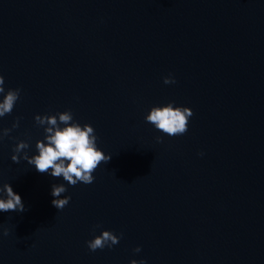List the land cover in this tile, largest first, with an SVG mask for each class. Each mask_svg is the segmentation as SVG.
Returning <instances> with one entry per match:
<instances>
[{"label": "water", "instance_id": "1", "mask_svg": "<svg viewBox=\"0 0 264 264\" xmlns=\"http://www.w3.org/2000/svg\"><path fill=\"white\" fill-rule=\"evenodd\" d=\"M0 75L21 90L0 187L26 209L0 212V264H264V0H0ZM169 102L193 112L183 135L144 119ZM67 110L111 155L91 184L11 160ZM105 230L123 236L90 251Z\"/></svg>", "mask_w": 264, "mask_h": 264}, {"label": "clouds", "instance_id": "2", "mask_svg": "<svg viewBox=\"0 0 264 264\" xmlns=\"http://www.w3.org/2000/svg\"><path fill=\"white\" fill-rule=\"evenodd\" d=\"M165 84H174L175 78L171 75L164 77ZM4 76L0 75V117L11 114L16 102L20 98L21 90L4 88ZM174 102H169L164 106H154L144 117L145 121L151 123L158 131L168 136L183 135L188 131L189 118L193 112L188 107H174ZM17 117L12 128L0 130V141L9 136L12 129L19 127ZM36 125L44 128V137L37 140L35 144L36 153L29 155L28 149L30 144L26 140H19L13 147L11 160L19 163L21 159L34 166L36 171L41 174H48L54 178L62 177L68 185L75 186L77 183L91 184L95 177L93 173L98 166L108 163L111 155H106L97 147L98 137L94 128L90 124L76 122L71 110L58 112L55 115H39L34 117ZM63 125V126H61ZM14 139V138H13ZM158 143H162V137H156ZM203 155V153H200ZM67 192L63 183L51 185V195L54 197L52 205L57 210H63L70 202V196H62ZM62 197V198H61ZM25 206L20 195L13 191L9 183L0 187V212L25 211ZM99 227V225H97ZM9 230L3 229V235L7 236ZM123 233L120 236L113 232L105 230L100 235L86 241L90 251L95 252L97 249L108 247L111 249L119 243ZM141 248L138 246L134 252L139 253ZM130 264H147L145 260L130 261Z\"/></svg>", "mask_w": 264, "mask_h": 264}]
</instances>
